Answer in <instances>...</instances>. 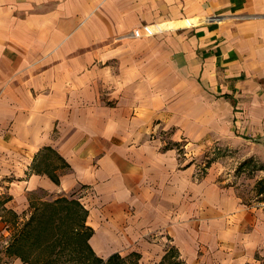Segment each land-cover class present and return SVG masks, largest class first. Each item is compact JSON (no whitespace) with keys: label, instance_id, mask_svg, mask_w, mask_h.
<instances>
[{"label":"crops","instance_id":"crops-1","mask_svg":"<svg viewBox=\"0 0 264 264\" xmlns=\"http://www.w3.org/2000/svg\"><path fill=\"white\" fill-rule=\"evenodd\" d=\"M171 126L185 149L264 161V0H0L2 211L76 194L101 258L158 264L168 237L182 264H264V206L213 162L196 180L193 158L160 146ZM48 146L67 163L58 184L31 170Z\"/></svg>","mask_w":264,"mask_h":264},{"label":"rangeland","instance_id":"rangeland-1","mask_svg":"<svg viewBox=\"0 0 264 264\" xmlns=\"http://www.w3.org/2000/svg\"><path fill=\"white\" fill-rule=\"evenodd\" d=\"M157 132L158 130L156 131V133ZM175 133L176 126H171L167 131H160L158 133V136L161 140L160 146L162 149L173 148L177 152L179 161L183 159L185 160L186 157L193 158L191 161L195 162V166L198 170L195 171L196 173L193 176L196 180L200 179L201 177L202 168L205 161L212 158L214 160L212 165L216 166L218 178L220 180L223 179L226 185L233 186L237 195H240L244 202H252L258 206H264V193L261 195H257L256 193V183L264 178V161H261L257 158V156L253 155L251 149H248V147L244 144L224 145L219 141L211 142V144L202 146L199 151L195 147L190 148L189 146L187 149H185V139H183V136L179 135L180 137L174 140L173 135ZM50 162L56 165H60L61 163L55 155H51ZM27 196L32 201V208L28 207L27 210L19 212L18 215H14L13 213H10L8 211H2L0 208V216L3 217L1 221H5V223L1 226L2 228L0 229V264H12L11 262L13 259H19L18 257L7 252V246L17 236L20 227L30 218L32 211L33 213L35 211L38 216L55 213L56 223L58 225L56 224L57 227L55 226V224L52 225L53 227H55L54 231L64 232L63 230H65L66 227L70 228L80 222L81 216L78 215L77 212H74V209L72 210L71 216L69 217L65 216V218L63 219L62 215H59L62 209L63 199H75L82 207H84V203L76 198V194L60 195L37 190L30 192ZM57 199L61 200L59 202H55L57 201ZM65 219H67V223H64ZM86 220L85 225H87ZM41 241L44 240L42 238H39L34 243L35 248L33 250V253L35 256L33 257V259H36V262L43 255L44 248L40 244ZM161 246H163L165 251L172 248L169 243L168 237L162 240ZM21 248L23 251H25L24 245H22ZM93 253L95 254L94 251ZM94 256L98 255L95 254ZM121 257L126 258V260H123L128 262V264H132V262L134 261L133 257ZM81 259L85 261V264H91L93 262L92 259H94L93 255H91L86 250L83 243H79L78 245L72 244V247L66 249L62 248V246L57 247L55 252H53L50 257V262L53 264H81ZM102 260L106 261L105 258H102ZM148 260L144 259L142 260V263L141 260H138L137 264H155L153 263V261H151L152 259L148 258ZM19 261L23 262L21 259H19ZM23 263L28 264L27 262Z\"/></svg>","mask_w":264,"mask_h":264},{"label":"trees","instance_id":"trees-1","mask_svg":"<svg viewBox=\"0 0 264 264\" xmlns=\"http://www.w3.org/2000/svg\"><path fill=\"white\" fill-rule=\"evenodd\" d=\"M45 158H43V163L45 166L43 168L40 167V162L37 164H33L31 167L32 172H43L49 175L52 181L56 184L59 182V175L57 170L63 169L67 167V163L64 159H62L59 155H57L49 146L43 149ZM39 155V154H38ZM51 155H55L57 159L60 160V165H56L47 162L48 158ZM37 157V156H36ZM35 157V159H36ZM214 160L212 158L207 159L205 161V166H208ZM256 193L257 195H261L264 193V178L259 180L256 183ZM61 199H57L55 202H59ZM63 205L59 215H62L63 219L71 216V212L74 209V212H77L80 215V222L72 227H66L65 232L62 231H54L52 225L56 223V214L49 213L48 215L38 216L37 213L31 212L30 218L20 227L17 236L13 239V241L7 246V252L11 255H14L21 259L23 262H27L28 264H53L50 262V257L53 252L57 249V247L62 246V248H70L72 244H82L85 246L86 250L93 255L94 259L91 264H128V262L124 261L126 258L121 257L118 253H112V255L105 258L106 261L102 260V258L98 256H94L91 246L88 245L87 240L92 235L93 230L87 225H85V220L87 217V210L82 207L79 202L75 199H63ZM66 202V203H65ZM0 203H2L0 201ZM32 208V204H30ZM47 208V205H46ZM57 208V207H55ZM64 223H67V219H65ZM57 224V225H56ZM36 238H42L44 241H41L40 244L44 248L42 257L37 260L33 259L35 256L33 253L34 243L36 242ZM24 245L25 251L22 250L21 246ZM83 250V249H82ZM129 257H133L134 261L132 264H137L139 255L137 253H131L127 255ZM124 259V260H123ZM162 260L158 264H182V262L177 258V252L174 248H170L165 252V254L161 258ZM81 264H85V261L81 259Z\"/></svg>","mask_w":264,"mask_h":264},{"label":"built area","instance_id":"built-area-1","mask_svg":"<svg viewBox=\"0 0 264 264\" xmlns=\"http://www.w3.org/2000/svg\"><path fill=\"white\" fill-rule=\"evenodd\" d=\"M155 26V27H153ZM162 31L158 28V24H151V25H143L141 27H137L133 30L132 34L136 37H142V36H152L155 33H158Z\"/></svg>","mask_w":264,"mask_h":264},{"label":"bare ground","instance_id":"bare-ground-1","mask_svg":"<svg viewBox=\"0 0 264 264\" xmlns=\"http://www.w3.org/2000/svg\"><path fill=\"white\" fill-rule=\"evenodd\" d=\"M191 23H194V22H191ZM191 23H190V24H191ZM158 28H159V27H158Z\"/></svg>","mask_w":264,"mask_h":264}]
</instances>
